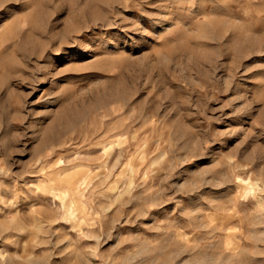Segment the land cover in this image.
I'll use <instances>...</instances> for the list:
<instances>
[{
  "label": "rangeland",
  "instance_id": "obj_1",
  "mask_svg": "<svg viewBox=\"0 0 264 264\" xmlns=\"http://www.w3.org/2000/svg\"><path fill=\"white\" fill-rule=\"evenodd\" d=\"M0 264H264V0H0Z\"/></svg>",
  "mask_w": 264,
  "mask_h": 264
}]
</instances>
